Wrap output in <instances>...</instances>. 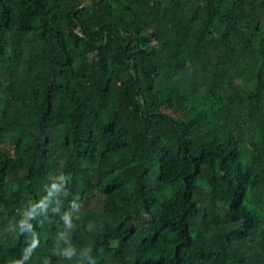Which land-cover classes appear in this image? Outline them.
Returning a JSON list of instances; mask_svg holds the SVG:
<instances>
[{
  "label": "trees",
  "instance_id": "trees-1",
  "mask_svg": "<svg viewBox=\"0 0 264 264\" xmlns=\"http://www.w3.org/2000/svg\"><path fill=\"white\" fill-rule=\"evenodd\" d=\"M0 264H264V0H0Z\"/></svg>",
  "mask_w": 264,
  "mask_h": 264
}]
</instances>
